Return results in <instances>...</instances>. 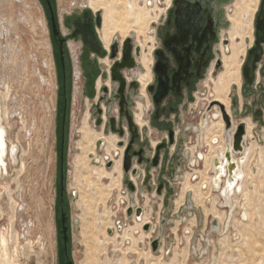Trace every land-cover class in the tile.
Masks as SVG:
<instances>
[{"label":"rangeland","instance_id":"1","mask_svg":"<svg viewBox=\"0 0 264 264\" xmlns=\"http://www.w3.org/2000/svg\"><path fill=\"white\" fill-rule=\"evenodd\" d=\"M56 1L61 18L65 13L77 8L82 9L83 6L81 1ZM135 2L138 6L135 15L139 16L141 11L148 9L149 16L140 14L145 17V22L141 24L134 22V17L130 18V27L133 29H127L129 33L126 36L117 30L112 39L123 43L124 40L132 37L135 44L142 48L144 60L151 51L153 22L160 15L161 6L159 0ZM259 2L260 0H228L224 5L226 14L230 18L233 47H235L233 51L236 50L238 53V63L232 66L234 77L231 78V82H239L236 78L237 72L239 77L240 63L246 49L252 43L253 21ZM86 6H89V3ZM125 7L127 5L124 0L117 2L116 11L120 14L116 12L118 17L125 15ZM102 8L98 9L104 17ZM0 16V64H2L0 70H3L0 71L2 77H0V107L3 113L4 104L7 102L6 93L11 87L9 94L17 99L15 100L18 113L24 111L27 117L26 127L29 130L35 125L36 128L31 141L27 138L23 140L22 135L28 136L29 131L23 129L20 116L10 121L9 125L2 115L6 141L10 149L16 147L18 162L13 164L7 159V172L0 173V237L6 233L4 237L7 239L6 256L0 244V252H4L0 253V264H62L63 254L57 222L60 187L57 166H59L60 137L57 142L56 118L57 105L63 114L64 88L66 87L67 94L70 91L69 75L66 83L55 55L56 47L51 36L47 10L41 0H0ZM102 31L103 28L100 36ZM2 51L5 52L3 56L5 58L1 57ZM44 60L46 62L51 60L53 70ZM11 62L15 66H12ZM21 63L23 66L20 65ZM12 75L14 77H11ZM52 78H55L56 89L52 88ZM20 82L24 84L21 86ZM52 99H55L56 109L51 115L49 108ZM95 107V104L87 101L85 96H79L77 101L73 96L66 142L67 156L62 174L70 213V250L73 264H264V142H255L253 139L248 146L244 145V152H248L250 156L245 164L246 167H243L245 176L242 181V191L233 196L231 206L221 205L222 199L216 189L212 190L213 192L206 189L195 192L202 198L199 199L200 203L191 195L194 201L196 200L194 202L196 208L192 206L181 211L182 204L188 199L192 200L191 196H187L188 191L183 197L182 184L183 188L176 190L172 200L167 203L165 201L162 210V195L142 186L133 192L127 187L124 177L121 179L123 174L119 166L118 170H115L116 166L114 171L105 169L106 158L109 152H116V147L109 145L107 151V148L103 150L99 146V142L108 139L109 134H102L97 126ZM44 121L50 126L48 138H42L39 130ZM101 135L105 138H101ZM40 143L46 145L42 154ZM21 160L31 166L26 174L19 170ZM206 176H201V182L208 186L211 175ZM189 182L193 185L192 188H196L194 182ZM3 187H7L8 193ZM203 195L205 198L201 197ZM194 203L192 200V204ZM128 206H140L144 209L146 217L150 215L155 227L153 236L162 235L164 238L162 253L154 255L149 252L150 237L146 234L150 235V233L139 231L140 223L134 218L127 217ZM175 212L179 213L173 215ZM193 216L196 220L192 219ZM163 218L167 221L165 226L161 224ZM214 218L218 221L216 227ZM142 220L143 224L147 223L144 222V218Z\"/></svg>","mask_w":264,"mask_h":264},{"label":"flooded vegetation","instance_id":"2","mask_svg":"<svg viewBox=\"0 0 264 264\" xmlns=\"http://www.w3.org/2000/svg\"><path fill=\"white\" fill-rule=\"evenodd\" d=\"M227 1L159 0L161 12L153 22L148 66L142 61V48L129 37L133 45L131 59L129 66L121 69L117 65L123 63L127 39L123 43L114 39L106 49L100 36V10L85 5L61 18L56 0L41 1L47 10L61 74L66 83L69 75L70 84L69 94L64 88L63 114L57 105L56 118L57 142L60 137L57 222L62 264H73L70 213L62 175L73 96L77 101L83 95L95 104V122L102 134H109L99 146L107 151L109 145L116 147V152H109L105 169L111 171L120 162L121 179L124 177L127 187L133 192L141 186L156 191L163 197L162 210L165 201L172 200L176 190L184 187L188 175L208 172V159L216 153L229 160L233 155L244 156V145L253 139L264 142V0H260L255 13L252 43L240 63L239 82L233 81L221 90L220 80L233 73V39L224 6ZM52 17L58 36L54 35ZM92 33L103 54L87 46L84 38L94 43ZM236 140H240V149L234 148ZM11 151L7 144L3 156L7 168L6 160L12 162ZM3 171L7 169L2 167ZM192 206L188 199L181 211ZM126 215L134 219L146 216L140 206H128ZM161 222L165 226L167 221L163 218ZM64 227L68 229L66 243Z\"/></svg>","mask_w":264,"mask_h":264},{"label":"bare ground","instance_id":"3","mask_svg":"<svg viewBox=\"0 0 264 264\" xmlns=\"http://www.w3.org/2000/svg\"><path fill=\"white\" fill-rule=\"evenodd\" d=\"M75 2L76 1H81V3H82V5L83 6H85L86 4H88L89 3V7H91L94 11H97V10H99V9H101L102 7H104V8H102V9H104L103 11H104V17H103V31H102V35H101V39H102V42H103V44L105 45V47H106V49H108L109 50V47H110V44H111V40H113L112 39V37H113V34L115 33V31H117V30H120L123 34H124V36H126L128 33H129V31H127V29H129V28H132V27H130V23H131V21L129 20L130 18L132 19V17H134L135 18V21L134 22H136L137 24L138 23H143V22H145V15H148L149 16V11H148V9H147V11H141V13H139V16H136L135 14H137L136 13V7H138L137 6V4H136V0H124V2L126 3V5H127V7H125V9H126V11H125V15H127V16H125V15H123L121 18L120 17H118V15H120L119 14V12H117L116 11V4H117V2L118 1H121V0H74ZM88 2V3H87ZM123 3V2H122ZM121 3V4H122ZM91 5V6H90ZM119 5H120V3H119ZM100 6H101V8H100ZM99 8V9H98ZM116 12H117V14H116ZM43 14V13H42ZM140 14H142V15H144V16H140ZM97 15V14H96ZM136 16V17H135ZM1 17V16H0ZM43 17V16H42ZM148 18V17H147ZM2 19V18H1ZM3 22V21H2ZM5 23V22H4ZM41 23H43V22H41ZM7 24V23H6ZM43 25V24H42ZM147 25H149L148 23H147ZM4 26V25H3ZM7 26V25H6ZM5 26V27H6ZM10 26V25H9ZM44 26V25H43ZM142 26H144V24H142ZM141 26V27H142ZM8 28V27H7ZM44 28L47 30V28H46V26H44ZM139 28V27H138ZM5 29V28H4ZM44 29V30H45ZM133 29V28H132ZM0 30H1V28H0ZM3 30V29H2ZM9 30V29H8ZM141 30H143V29H141ZM146 30V29H145ZM236 32V31H235ZM5 33H6V31H5ZM121 33V34H122ZM235 34V33H234ZM237 34V33H236ZM7 35V34H6ZM8 35H9V31H8ZM6 37V36H5ZM12 39V38H11ZM9 41H10V39H9ZM8 43V42H7ZM12 43V42H11ZM11 43H10V45H11ZM49 44V43H48ZM75 45V44H74ZM235 45V44H234ZM49 46V45H48ZM73 46V45H72ZM7 47V46H6ZM8 48V47H7ZM74 48V47H73ZM235 47H233V49H234ZM16 49H19V48H16ZM48 49H50V48H48ZM3 50V49H2ZM6 50V49H5ZM8 51V50H7ZM3 53V55L1 54V57L2 58H5V57H3L4 56V51H2ZM9 52V51H8ZM13 52H14V50H13ZM18 52V51H17ZM20 52V51H19ZM21 53V52H20ZM19 53V54H20ZM50 53V52H49ZM18 54V53H17ZM22 54V53H21ZM6 55H7V53H6ZM9 55V54H8ZM13 55V53L11 54V56ZM24 55V54H23ZM16 57H17V55H15ZM10 57V56H9ZM18 57H19V55H18ZM20 57H21V55H20ZM237 57H238V53H237V51L235 50V51H233V55H232V57H231V64H232V66L233 65H237ZM53 58V57H52ZM7 59V58H6ZM11 59H12V57H11ZM15 59H17V58H15ZM24 59H25V57H24ZM146 57H144V60H143V63H144V66L145 65H147V61H146ZM4 59H2V61H3ZM10 60V59H9ZM9 60H8V62H9ZM18 60H19V58H18ZM17 60V61H18ZM21 60H23V59H21ZM1 61V62H2ZM12 61V60H11ZM45 61V60H44ZM107 62L108 60H104V62ZM13 62H15V60L13 61ZM13 62H11V65H12V63ZM21 62V61H20ZM46 62V61H45ZM4 64H5V62H4ZM7 64V63H6ZM17 64H18V62H17ZM23 63H21L20 65H22ZM25 64V63H24ZM1 66H2V64H0ZM19 65V64H18ZM46 65L48 66V67H50L51 68V70H53V65H52V62H51V60L50 61H48V62H46ZM12 66H15V65H12ZM23 66V65H22ZM25 66V65H24ZM148 66V65H147ZM7 67V66H6ZM9 67V66H8ZM19 67V66H18ZM235 67V66H234ZM238 67V66H237ZM240 67V66H239ZM3 68H4V66H3ZM11 68V67H10ZM20 68V67H19ZM147 68V67H146ZM21 69H23L22 67H21ZM238 69V68H237ZM2 70V69H1ZM0 70V71H1ZM10 70V69H9ZM9 70H8V72H9ZM20 70V69H19ZM18 70V71H19ZM3 71V70H2ZM1 71V72H2ZM5 71V70H4ZM7 71V70H6ZM11 71H13L12 69H11ZM10 71V72H11ZM16 71V70H15ZM21 71V70H20ZM23 71V70H22ZM0 72V73H1ZM237 72V71H236ZM5 73V72H4ZM16 73V72H15ZM56 73V72H55ZM8 74V73H7ZM17 74V73H16ZM15 74V75H16ZM234 74V73H233ZM233 74H229L230 76H227V77H223V79H221L220 80V83H218V89L219 88H221V90H226V88H228V87H230V84H231V78L232 77H234L233 76ZM5 75H6V73H5ZM11 75V74H10ZM9 75V76H10ZM14 75V74H13ZM11 76V77H14V76ZM18 75V74H17ZM20 75H22V74H20ZM19 75V76H20ZM31 75V74H30ZM3 76V75H2ZM26 76H28V75H26ZM25 76V77H26ZM50 76V75H49ZM1 77V76H0ZM4 77V76H3ZM24 77V76H23ZM22 77V78H23ZM24 77V78H25ZM32 77V76H31ZM53 77H55V74H53ZM2 78V77H1ZM10 78V77H9ZM8 78V79H9ZM17 78V77H16ZM15 78V79H16ZM237 79H239V77H238V72H237V77H236ZM18 79H20V77L18 78ZM25 79H27V78H25ZM14 80V79H13ZM42 80V79H41ZM44 80H45V78H44ZM2 81V80H1ZM7 81V80H6ZM25 81V80H24ZM10 82V81H9ZM15 82V81H14ZM30 82V81H29ZM15 83H18L19 84V82H15ZM20 83H22L21 84V86L24 84L23 82H20ZM98 83H100V82H98ZM11 84V83H10ZM45 84V83H44ZM38 85V84H37ZM51 85L53 86L52 88H54V89H56V87H57V84H56V81H55V78H52V81H51ZM146 85V84H145ZM6 86H7V83H6ZM25 86V85H24ZM28 86V85H27ZM18 87V86H17ZM20 87V86H19ZM18 87V88H19ZM35 87V86H34ZM38 87V86H37ZM10 89H11V87H9ZM13 88H14V85H13ZM98 88H99V84H98ZM9 89V90H10ZM15 89V88H14ZM144 89H145V86H144ZM217 89V88H216ZM6 90V89H5ZM9 90L7 91V93H6V99H7V102L4 104L5 106H4V108H3V113H2V110H1V107H0V173L2 172V167L3 168H5V169H7V167H6V163H5V161H4V158H3V156H4V153H5V150H6V147H7V141H6V130H5V128L2 126V115H3V117H4V120L6 119L7 120V122L9 123V125H10V121H12V120H14L18 115L20 116L19 117V119H20V121H21V123H22V125H23V129H27L26 130V132L27 131H29V135L28 136H26V135H22V139L23 140H26V138L28 139V140H32V137H33V134H34V132H35V130H36V128H34V126L35 125H33V127H31L29 130H28V128L26 127L27 125H28V120H27V117L25 116V113H24V111L23 112H21V113H18V107H17V105H16V98L15 97H12V95H10L9 93ZM12 90V89H11ZM218 91V90H217ZM15 92H16V89H15ZM53 92V91H52ZM225 92V91H224ZM12 93V92H11ZM17 93H18V91H17ZM54 93V92H53ZM220 93H223L222 91L220 92ZM229 93V92H228ZM218 94V93H217ZM14 95V94H13ZM18 95V94H17ZM25 95V94H24ZM37 95V94H36ZM223 95V94H222ZM19 96V95H18ZM17 96V97H18ZM52 96V95H51ZM54 96H56V94H54ZM220 96H221V94H220ZM225 95H223V97H224ZM5 97V96H4ZM22 98V97H21ZM16 99V100H15ZM4 100V99H3ZM3 102H5V101H3ZM22 102V101H21ZM52 103H51V107L49 108V111H50V114L52 115L53 113H54V111H55V109H56V102H55V99H52V101H51ZM23 104V103H22ZM24 105V104H23ZM1 106V105H0ZM30 106H31V102H30ZM30 106H29V108H30ZM48 106V105H47ZM42 112V111H41ZM6 122V121H5ZM6 122V123H7ZM42 122V121H41ZM45 122V121H44ZM35 124V123H34ZM218 124H220V123H218ZM223 124V122H221V125L220 126H223L222 125ZM8 126V125H7ZM40 126V125H39ZM213 127H214V125H213ZM8 128H10V127H8ZM40 128L41 129H39L40 130V132H41V136H42V138H48V136L50 135V126L49 125H47V123L45 122V123H42V126H40ZM222 128V127H221ZM250 130V129H249ZM211 131V130H210ZM214 131V130H213ZM220 131H222V129L220 130ZM217 132V131H216ZM37 133H39V132H37ZM208 133V132H207ZM214 133V132H213ZM251 133V132H250ZM37 135H39V134H37ZM209 134H207V136H208ZM218 135V134H217ZM250 135H252V134H250ZM206 136V137H207ZM211 136H216V134L215 135H211ZM221 136V135H220ZM210 137V136H209ZM222 137V136H221ZM208 138V137H207ZM206 138V139H207ZM37 140V139H36ZM209 141V140H208ZM36 142V144H37V141H35ZM41 142H43V141H41ZM110 142H112V139H110ZM39 144V143H38ZM35 146V145H34ZM221 146H222V144H221ZM39 147V146H38ZM40 147H41V154L42 153H44V148L46 147V145H45V143H40ZM209 149H210V147H209ZM24 150V149H23ZM9 151V150H8ZM7 151V152H8ZM36 151H37V149H36ZM24 152V151H23ZM214 155V154H213ZM237 156V157H236ZM249 153L248 152H246L245 153V155L244 156H239V155H233V157H232V159H233V161L232 162H234V168L230 171V168H231V166L229 167V172H231V174H229V178L226 180V178H224L226 175H227V171H226V168H225V166L222 164V163H220V162H217L218 164V166H217V170H216V177H215V179H214V187L216 188V190H217V192L219 193L218 195H219V197H220V199L222 198V203H221V205L222 206H225L226 205V207H228L229 205L231 206L232 205V203H233V196L237 193V192H239V191H242V188H243V186H242V181L244 180V176H245V174H244V171H243V167L245 166L246 167V163H247V161H248V159H249ZM11 157H12V163L13 164H17V162H18V158H17V154H16V147H13L12 148V151H11ZM211 157H212V155H211ZM208 160H210V159H208ZM22 161V160H21ZM103 163H104V161H103ZM35 165V164H34ZM210 165V164H209ZM118 166L120 167V162L117 164V168L115 169V170H118ZM30 164L29 163H27L26 161H22V163H21V169H19V170H21V173H24V174H26V173H28V171H29V169H30ZM102 168V167H101ZM208 168H209V166H208ZM114 169H113V171H114ZM102 170V169H101ZM101 170H99V171H101ZM119 170H120V168H119ZM207 170V169H206ZM112 171V170H111ZM111 173V172H110ZM122 173V172H121ZM120 173V174H121ZM199 173H201V172H199ZM206 173V172H205ZM71 175V174H70ZM109 175V174H108ZM113 174H111V176H112ZM72 176V175H71ZM206 176V175H205ZM114 178V177H113ZM203 178V177H202ZM20 179H21V177H20ZM110 179H112V177L110 178ZM206 179H207V176H206ZM210 179V178H209ZM208 179V180H209ZM73 180H74V178H73ZM204 180V179H203ZM79 181H81V180H79ZM117 181V180H116ZM202 181V180H201ZM204 182V181H203ZM207 182V181H206ZM116 184H118V183H116ZM115 184V185H116ZM192 184L189 182V180H186L185 182H184V192H183V197H184V195H185V193L188 191V192H193L194 191V199H197V201H199V199H202V198H200V196H198V195H196L195 194V192H196V190L197 189H194V188H192ZM1 187V186H0ZM8 187V186H7ZM7 187H3L4 188V190L7 192ZM1 189V188H0ZM3 190V189H2ZM199 190V189H198ZM202 189L200 188V191H201ZM4 191V192H5ZM8 193V192H7ZM197 193V192H196ZM201 193V192H200ZM3 194H5V193H3ZM55 194V193H54ZM202 194V193H201ZM204 194V193H203ZM206 194V193H205ZM208 195V194H207ZM3 197H5V196H3ZM201 197H204V195L203 196H201ZM8 198V197H7ZM205 198V197H204ZM196 201V200H195ZM201 201V200H200ZM200 201H199V203H200ZM182 202V201H181ZM203 202V201H202ZM178 203H180V202H178ZM177 203V204H178ZM204 203V202H203ZM202 204V203H201ZM212 205V204H211ZM202 206V205H201ZM215 207V206H214ZM205 208V207H204ZM213 209H216V208H213ZM54 210V209H53ZM217 210V209H216ZM215 211V210H214ZM217 212V211H216ZM53 214V213H52ZM220 215V214H219ZM217 216H218V214H217ZM219 218H220V216H219ZM250 218V217H249ZM148 218H144V222H147V223H149L148 221L149 220H147ZM223 219V218H222ZM54 221V220H53ZM140 221L142 222L143 220H142V218L140 219ZM111 224V223H110ZM111 226V225H110ZM2 228H4V227H2ZM7 228V227H6ZM4 230V229H3ZM3 232H5V231H3ZM8 232V231H7ZM2 233V232H1ZM146 233H150V232H146ZM5 235H6V233H5ZM5 235H1V237H0V241H1V246L4 248V250H5V256L7 255L6 254V240L7 239H5ZM147 236H149V234H146ZM117 236V235H116ZM131 237H132V235H131ZM131 237H129V238H131ZM133 238V237H132ZM103 239H105L104 237H103ZM112 239V238H111ZM115 239H116V237H115ZM113 241V240H112ZM101 242V241H100ZM107 243V242H106ZM54 244V243H53ZM107 245V244H106ZM0 246V247H1ZM53 248V250L55 249V244H54V246L52 247ZM2 250V249H1ZM1 253V252H0ZM4 253V252H3ZM3 253H1V254H3ZM9 255V254H8ZM1 257H2V255H1ZM6 259H7V257H6ZM5 259V262L7 261ZM96 261V260H95ZM107 261V260H106ZM105 261V262H106ZM5 264V263H4ZM8 264V263H7ZM10 264H12V263H10Z\"/></svg>","mask_w":264,"mask_h":264},{"label":"built area","instance_id":"4","mask_svg":"<svg viewBox=\"0 0 264 264\" xmlns=\"http://www.w3.org/2000/svg\"><path fill=\"white\" fill-rule=\"evenodd\" d=\"M217 161V162H220V163H222L224 166H225V168H226V171H227V175L224 177V178H226V180L229 178V167L231 166V163H233L232 161H233V159L231 158V159H227V158H225L224 156H218V153H216V156L215 157H212L211 159H210V161H211V165H209V168H208V172H206V173H204V174H200V175H189L190 177L188 178H186V180H189V181H191L192 183L194 182H196L195 183V186H196V188L194 187V189H199L200 190V188L202 189V191L203 190H206V189H210V191H212V190H214V189H216L215 187H214V179H215V177H216V170H217V168H215L214 167V164H213V162L214 161ZM217 167V166H216ZM202 175H211L210 176V181H209V184H208V186L207 185H204L202 182H201V176ZM201 182V183H200ZM201 184V185H200ZM213 192V191H212ZM194 196V191L193 192H188L187 193V196ZM192 196H191V198H192ZM192 200H193V202H195L194 201V199L192 198ZM191 200V201H192ZM200 201V200H199ZM193 206H194V208H196V204L194 203L193 204ZM141 218H148L147 220H149L150 222L149 223H142V222H140V219ZM192 219H195L196 220V218H195V216H193V218ZM136 221H138L140 224H139V231H141V232H146V231H144V226L145 225H149V227H150V229H149V231H147V232H150V235L148 236V237H150V241H149V247L151 248V251L149 250V252L151 253V254H154V255H156V254H158V253H162L163 252V248H164V238H163V236L162 235H159V236H156V237H154L153 236V234L155 233V227H154V225H153V222L151 221V217H150V215H148L147 217L146 216H141V217H137L136 219H135ZM214 226H215V223H217L218 224V221L214 218ZM217 226V225H216ZM215 226V227H216ZM138 230H136L137 232H139ZM174 233H175V231H173ZM155 240H159V247H158V250H157V252H153V250H152V243L155 241ZM150 254V256H152ZM153 257V256H152Z\"/></svg>","mask_w":264,"mask_h":264},{"label":"water","instance_id":"5","mask_svg":"<svg viewBox=\"0 0 264 264\" xmlns=\"http://www.w3.org/2000/svg\"><path fill=\"white\" fill-rule=\"evenodd\" d=\"M52 23H53V31H54V35H55V36H58V30H57V27H56V23H55L54 17H52ZM92 35H93V37H92ZM92 35H91V38H92V40H93L94 43H92V42H91L90 40H88L87 38H84L85 41H86V43H87V46H89V47L91 46L93 50H96V51H98L99 53L103 54V52H102V51H99V49H98V48H99V46H98L99 43H98L97 40L95 39V37H94V33H92ZM59 47H60L61 52H62V47H61V45H59ZM132 47H133V45H132V40H131V39H127L126 42H125L124 50H123V55H124L123 63H120V65H117V66L119 67V69L125 67L126 65L129 66V65L127 64V62H128V60L131 59V51H132ZM116 51H117V48H116V46H114V47H113V54H115ZM136 51H137V53H139V47L136 48ZM234 148H235V149H240V140H236V141L234 142ZM217 164H218V163H216V166H218ZM234 165H235L234 162L231 163L230 171L234 168ZM229 174H231V172H229ZM131 213H132V210H130L128 214L130 215ZM140 213H141V210H138L137 214L140 215ZM63 222H64V221H63ZM216 225H217V223H215V226H216ZM144 229H145V230H148V229H149V226L146 225V226L144 227ZM67 230H68V229H67L66 227L63 228V234H64V240H65V243L67 242V239H68ZM158 247H159V240H155V241L152 243V250H153V252H157Z\"/></svg>","mask_w":264,"mask_h":264},{"label":"trees","instance_id":"6","mask_svg":"<svg viewBox=\"0 0 264 264\" xmlns=\"http://www.w3.org/2000/svg\"><path fill=\"white\" fill-rule=\"evenodd\" d=\"M42 1V0H41ZM59 117H61V115H59ZM63 128H65V126H63Z\"/></svg>","mask_w":264,"mask_h":264}]
</instances>
